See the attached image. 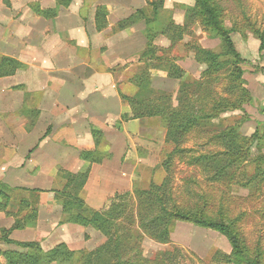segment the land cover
I'll list each match as a JSON object with an SVG mask.
<instances>
[{"label":"crops","instance_id":"obj_1","mask_svg":"<svg viewBox=\"0 0 264 264\" xmlns=\"http://www.w3.org/2000/svg\"><path fill=\"white\" fill-rule=\"evenodd\" d=\"M145 6L146 0H72L67 7L56 0H0V59L23 66L0 78V186L35 191L23 195L37 201L38 209L35 225L12 231L11 241L38 242L44 252L59 244L71 251L93 250L98 232L61 224L56 193L64 177L87 173L81 192L85 208L104 212L117 196L132 193L137 173L152 169L168 150L159 118L122 121L131 110L121 95L137 91L130 79L157 61L141 59L147 46L143 22L113 28ZM100 7L107 16L98 18L105 27L97 29ZM35 8L56 15L45 18ZM153 46L167 50L171 43L157 35ZM185 59L195 64L192 54ZM175 64L188 77L182 63ZM150 75L152 89L175 93L177 82L164 72ZM93 132L101 137L95 139ZM13 222L0 213V230Z\"/></svg>","mask_w":264,"mask_h":264},{"label":"trees","instance_id":"obj_2","mask_svg":"<svg viewBox=\"0 0 264 264\" xmlns=\"http://www.w3.org/2000/svg\"><path fill=\"white\" fill-rule=\"evenodd\" d=\"M72 0H56L59 6L67 7ZM192 7L187 9L186 21L198 22L202 32L208 38L220 40V53L195 48L194 60L205 70L198 78H187L184 72L173 62L163 63L160 57H155L157 48L153 40L157 35L167 37L171 46L180 41L181 27L171 23L156 27L164 0L151 3V14L145 9L136 10L130 17L118 22L114 32L125 30L140 22L146 25L145 39L147 46L141 54V59H154L157 64H147L130 79L136 88L132 97L121 95V100L127 104L131 114L123 115L122 121L144 118H159L166 130L165 142L172 150L162 162V168L167 173L169 164L176 156H188L187 164L197 166L204 173H211L215 181L222 180L231 170L240 169L245 172V165L254 164L248 183L259 179L264 181L263 155L256 160L251 158L252 148L259 153L264 148V132L256 131L249 137H243L238 130L242 121L223 128L207 139V143L218 146L217 152L195 154L193 149L185 147L187 137L192 132L208 133L209 127L221 116L243 110V105L251 104L250 93L245 89L241 64L243 60L236 52L231 33L225 26L223 11L216 0H193ZM35 13L45 18L56 15V12L40 11ZM107 11L100 7L96 11V28H104ZM160 31L158 32V30ZM174 29V30H172ZM176 32L171 35V32ZM164 67V69H162ZM23 69L18 62L0 59V78L12 76ZM151 70H161L166 77L177 82L175 93H166L151 88ZM221 92H217V87ZM207 130V131H206ZM95 139L101 133L93 132ZM90 154L84 153L88 159ZM190 155V156H189ZM87 173L66 175L65 185L56 193L57 201L62 207L61 224H73L82 228L90 227L98 232L103 239L94 250L71 251L65 244H59L44 252L38 242L18 243L11 241L9 235L15 230H24L35 225L37 220V201L23 195L35 191L13 189L0 186V213L12 217L14 222L9 230H0V244L14 246L19 251L4 249L0 245V257L3 264H166L175 258L174 253L157 254L155 259L143 254L142 242L146 237L153 242L166 245L170 242L171 228L175 222L192 224L198 228L215 231L229 242L232 252L225 256L227 264H259L245 250L239 233L232 223L223 218L209 217L203 210H184L173 204L172 192L167 187V179L160 184L150 183L145 189L133 188L132 193L117 196L115 202L104 212H93L85 208L82 199V189L87 181ZM133 201L136 203L132 205ZM171 207H168L170 206ZM136 210V213H135ZM163 259H162V258Z\"/></svg>","mask_w":264,"mask_h":264},{"label":"rangeland","instance_id":"obj_3","mask_svg":"<svg viewBox=\"0 0 264 264\" xmlns=\"http://www.w3.org/2000/svg\"><path fill=\"white\" fill-rule=\"evenodd\" d=\"M154 1L146 0L144 9L148 15L151 14L150 5ZM165 2L167 10H164ZM216 2L223 11L225 26L232 31L231 38L235 50L243 60L241 69L244 87L250 93L252 102L243 105L242 111L221 116L219 121H215L208 128V133L192 132L187 137L185 147L193 149L196 156L217 152L218 146L208 144L207 139L236 122L242 121L238 132L243 137H249L256 131L259 135L264 132V0H216ZM164 3L156 27H165L171 23L175 27H181L182 33L180 41L175 42L169 49L157 48L155 57H160L164 64L171 61L173 64L181 62L188 72L187 78L196 79L205 70V66L195 63L193 52L195 48L218 54L221 42L208 38L195 20L186 21V12L193 6V0H164ZM173 33L176 34L173 31L171 35ZM191 54L195 64L188 65L185 58ZM220 90L221 87L218 86L217 92L220 93ZM171 150L172 146L169 145L159 163L153 164L152 169L142 168L133 179V188L145 189L150 183L158 185L167 179V187L172 192L175 206L184 210H203L209 217L226 219L234 225L251 258L258 260L259 264H264V181L259 179L251 182L252 184L248 183L254 171V164L252 166H249L250 163L246 164L244 173H240V169H233L222 180L215 181L211 173H204L197 166H189L188 156L183 155L172 159L166 173L161 162ZM260 155L264 156V148L257 153L253 147L251 158L257 160ZM261 160L264 170V157ZM133 204L136 205L134 201ZM102 242L101 236L96 247ZM142 250L143 254L151 259L164 252L174 253L175 258L166 264H227L223 262V258L232 252L224 236L184 222L173 224L168 244H157L145 237Z\"/></svg>","mask_w":264,"mask_h":264}]
</instances>
